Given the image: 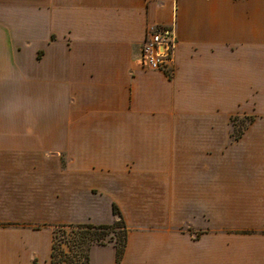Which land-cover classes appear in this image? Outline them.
<instances>
[{"label": "crops", "instance_id": "obj_1", "mask_svg": "<svg viewBox=\"0 0 264 264\" xmlns=\"http://www.w3.org/2000/svg\"><path fill=\"white\" fill-rule=\"evenodd\" d=\"M170 25L167 77L141 45ZM112 205L120 264H264V0H0V264Z\"/></svg>", "mask_w": 264, "mask_h": 264}, {"label": "trees", "instance_id": "obj_2", "mask_svg": "<svg viewBox=\"0 0 264 264\" xmlns=\"http://www.w3.org/2000/svg\"><path fill=\"white\" fill-rule=\"evenodd\" d=\"M233 139H238L244 127L252 122V118H244L246 123L236 128L233 124ZM115 220L110 225L69 224L53 228L49 264H89V250L92 246L110 244L115 250V264H120L123 257L127 228L123 217L115 205H112ZM110 237L105 241L107 236Z\"/></svg>", "mask_w": 264, "mask_h": 264}, {"label": "built area", "instance_id": "obj_3", "mask_svg": "<svg viewBox=\"0 0 264 264\" xmlns=\"http://www.w3.org/2000/svg\"><path fill=\"white\" fill-rule=\"evenodd\" d=\"M175 44L173 25L149 29L141 45L143 68L171 77Z\"/></svg>", "mask_w": 264, "mask_h": 264}, {"label": "rangeland", "instance_id": "obj_4", "mask_svg": "<svg viewBox=\"0 0 264 264\" xmlns=\"http://www.w3.org/2000/svg\"><path fill=\"white\" fill-rule=\"evenodd\" d=\"M245 123H246V120L244 118H237V119H234V121H233V124L236 128H239V126H241ZM110 237H113V236H111V235L107 236L105 238V241L108 240Z\"/></svg>", "mask_w": 264, "mask_h": 264}]
</instances>
